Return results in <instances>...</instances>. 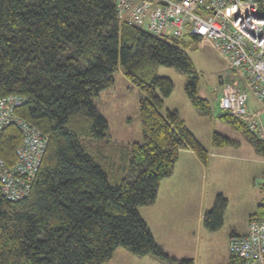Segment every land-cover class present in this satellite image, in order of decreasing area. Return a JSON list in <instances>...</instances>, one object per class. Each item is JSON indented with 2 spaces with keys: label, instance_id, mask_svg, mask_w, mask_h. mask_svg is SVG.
Returning <instances> with one entry per match:
<instances>
[{
  "label": "trees",
  "instance_id": "1",
  "mask_svg": "<svg viewBox=\"0 0 264 264\" xmlns=\"http://www.w3.org/2000/svg\"><path fill=\"white\" fill-rule=\"evenodd\" d=\"M201 38L166 39L127 26L117 17L116 0H0V99H21L14 114L47 136L28 195L9 200L0 190V264H102L117 247L176 259L155 243L138 207L154 202L180 150L207 163L208 150L178 111H160L173 82L155 74L158 65L182 72L191 104L208 114L187 52ZM118 68L141 92L142 138L128 144L110 140L94 103L113 85ZM220 117L243 130L264 157L262 137L239 118ZM21 140L15 123L0 130V158L8 166L16 162ZM211 140L214 146L237 145L215 132ZM226 205L217 193L203 216L207 229L222 225ZM252 218L264 219V200ZM226 264L243 260L229 254Z\"/></svg>",
  "mask_w": 264,
  "mask_h": 264
},
{
  "label": "rangeland",
  "instance_id": "2",
  "mask_svg": "<svg viewBox=\"0 0 264 264\" xmlns=\"http://www.w3.org/2000/svg\"><path fill=\"white\" fill-rule=\"evenodd\" d=\"M187 52L198 75L197 94L208 100L210 112L203 114L191 104L184 89L186 76L168 65H158L155 70V74L167 76L173 82L170 94L163 98L160 111L163 113L167 109H176L187 128L207 150L229 147L245 155L253 149L261 162L228 159L229 168L220 173L215 167H207L199 172L194 170V165H190L192 163L189 157H184L180 151L177 174L172 179L164 180L157 204L138 207V211L149 222L156 242L176 259L167 261L152 254L137 256L123 247H117L111 258L102 264H179V260L183 258L192 259L193 264H226L230 254L227 247L230 232L233 228L238 230L245 226L247 212L254 208L258 198L264 196V186L260 188V184L264 182L263 156L248 142L243 130L235 128L220 117L225 111L220 108L219 99L223 84L233 77L231 66L208 38H201L187 48ZM113 77V85L103 89L94 98V103L107 120V135L110 140L124 144L139 141L142 138L139 120L141 92L125 78L120 68L114 71ZM238 80L241 89L249 93L248 111L255 112L259 101L243 86L242 80ZM214 132L233 138L237 145H212ZM185 172L187 174L182 176ZM188 177L193 181L197 179V193L194 196L192 188L189 190L192 193L190 195L185 193L184 188H179L180 183L188 182ZM189 181L192 184L193 181ZM218 191L227 194L229 205L224 213L223 224L216 230H209L203 224V216L213 205ZM171 192L174 193L173 198L169 196ZM182 194L184 195L181 196ZM156 214L159 220L166 219L165 230L162 228L159 231L157 224L154 225Z\"/></svg>",
  "mask_w": 264,
  "mask_h": 264
},
{
  "label": "built area",
  "instance_id": "3",
  "mask_svg": "<svg viewBox=\"0 0 264 264\" xmlns=\"http://www.w3.org/2000/svg\"><path fill=\"white\" fill-rule=\"evenodd\" d=\"M116 14L121 23L160 38L193 35L212 40L233 76L222 86L220 108L263 136L238 78L264 103V0H116ZM21 102L14 96L0 99V130L15 123L22 133L16 162L8 166L0 158V190L9 200L28 195L47 144L45 134L14 114ZM227 247L243 264H264V219L248 220L246 233L230 235Z\"/></svg>",
  "mask_w": 264,
  "mask_h": 264
},
{
  "label": "crops",
  "instance_id": "4",
  "mask_svg": "<svg viewBox=\"0 0 264 264\" xmlns=\"http://www.w3.org/2000/svg\"><path fill=\"white\" fill-rule=\"evenodd\" d=\"M254 98V97H253ZM256 99V98H255ZM249 100V98H248ZM257 100V99H256ZM258 101V100H257ZM257 106H256V111L255 112H249V113H252L255 115V118L257 119V122H258V128L261 130L262 132V138L264 139V103L259 101L257 102ZM229 137V136H228ZM227 146H231V145H227ZM239 147V146H238ZM183 152L184 154V157L187 155L190 159V164L194 170L196 171H199V172H202L204 170V168H207L208 169H213V167L216 168V170H218V172H222V170H225L229 167H227V160L228 159H233V160H240V161H251V162H256V163H260L261 160L259 159L258 155L255 153V151H251L250 149V152L249 154H241L239 153L236 149H231L229 147H217V148H213V149H208V159H207V163H203L195 154L192 150L190 149H182L180 150ZM179 151V153H180ZM179 153H178V160L176 162V164L174 165V169L172 171V174L166 178H163L161 181H160V184L158 186V190H157V194H156V198L154 200V202L152 204H157L158 200H159V191L162 190V184L164 183V180H167V179H172L173 176L175 175L176 176V170L178 168V162H179ZM253 153V154H252ZM264 158V157H263ZM225 160V163H222L223 161ZM220 165H222L220 167ZM250 172V171H249ZM187 173L185 172V174H182V176L186 175ZM250 175H253L252 173H250ZM188 182L184 181L182 183H184V185H182V183H180L179 185V188H184L185 190V193L189 195L192 194L189 192L190 188L193 189V196L196 195V181L197 179H193L188 177ZM189 180H192V184ZM264 186V182H262L260 184V188H263ZM168 189V188H167ZM217 193H222L226 198H227V194L223 191H218ZM173 192L170 193L169 196H172L173 198ZM181 194V193H179ZM226 194V195H225ZM184 194H182L181 196H183ZM216 195V194H215ZM181 196H178V197H181ZM262 200H264V196L258 198L256 204L254 205V208L252 210H250L249 212H247V220L245 222V226L242 227V229H236V228H233L232 231L230 232L229 236L232 235V234H236V235H241V234H244L246 233L247 231V223H248V218H249V215L255 210L257 204H259ZM152 204H150L149 206H151ZM229 205V200L227 198V205H226V208L225 210L227 209ZM143 206H146V205H143ZM148 206V205H147ZM165 209V208H164ZM225 210H224V213H225ZM140 213V212H139ZM173 213V212H172ZM140 215L142 216V214L140 213ZM142 218L144 219V217L142 216ZM223 219H224V214H223ZM144 221L146 222V224L148 225L150 231L152 230L149 222L147 220L144 219ZM155 223L157 224V230L161 231L162 228H164V230L166 229V219H160L158 218L157 214L155 215V221H154V225ZM222 224H223V221H222ZM153 232V230L151 231V233ZM153 234V233H152ZM154 238V241L156 242L155 240V237ZM157 243V242H156ZM158 245L161 246V244L157 243ZM162 247V246H161ZM163 248V247H162Z\"/></svg>",
  "mask_w": 264,
  "mask_h": 264
}]
</instances>
